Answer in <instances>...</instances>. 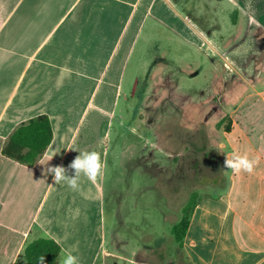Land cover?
I'll list each match as a JSON object with an SVG mask.
<instances>
[{
  "label": "crops",
  "instance_id": "1",
  "mask_svg": "<svg viewBox=\"0 0 264 264\" xmlns=\"http://www.w3.org/2000/svg\"><path fill=\"white\" fill-rule=\"evenodd\" d=\"M158 27L209 48L210 60L227 45L233 72L241 61L240 75L258 76L232 105L225 140L226 155L259 163L252 174L225 168V186L198 201L182 252L188 264H264V71L251 63L264 60V48L260 23L237 0H0V264H28L25 248L38 239L60 245L56 264L67 254L79 264H119L107 252L108 140L137 46ZM41 115L53 140L40 159L29 166L5 156L16 128ZM70 149L99 152L102 178H81L79 190L55 185L46 168H67L79 154Z\"/></svg>",
  "mask_w": 264,
  "mask_h": 264
},
{
  "label": "rangeland",
  "instance_id": "2",
  "mask_svg": "<svg viewBox=\"0 0 264 264\" xmlns=\"http://www.w3.org/2000/svg\"><path fill=\"white\" fill-rule=\"evenodd\" d=\"M237 1L260 23L256 34L264 48V0ZM226 48L218 45L210 60L209 48L181 43L160 27L149 43L138 44L108 140L106 240L117 263L188 264L171 229L191 194L200 200L225 186L231 108L258 77L240 75L248 67L241 61L240 74L233 72ZM251 63L264 71V60Z\"/></svg>",
  "mask_w": 264,
  "mask_h": 264
},
{
  "label": "trees",
  "instance_id": "3",
  "mask_svg": "<svg viewBox=\"0 0 264 264\" xmlns=\"http://www.w3.org/2000/svg\"><path fill=\"white\" fill-rule=\"evenodd\" d=\"M229 130L230 128L227 127V131ZM52 140L51 121L46 115H41L16 128L5 145L3 154L22 164L31 166L45 153ZM198 201L197 194H191L182 208L180 220L171 229L174 240L180 248H183V242ZM60 253V245L51 239L35 240L25 248L28 264H39L41 256H44V264H56Z\"/></svg>",
  "mask_w": 264,
  "mask_h": 264
},
{
  "label": "clouds",
  "instance_id": "4",
  "mask_svg": "<svg viewBox=\"0 0 264 264\" xmlns=\"http://www.w3.org/2000/svg\"><path fill=\"white\" fill-rule=\"evenodd\" d=\"M75 150L79 154L67 166L56 165L46 168V173L52 175L53 182L57 184H66L72 190H79L81 187V178H85L91 183H96L104 175L105 163L102 161L101 154L95 150ZM53 158L50 157L48 162ZM47 162V163H48ZM258 158H250L246 153L240 154L233 152L230 156L226 155L224 167L235 174H252L258 165ZM47 165V164H46ZM73 170V175H68V170ZM39 264H44V256L39 258ZM61 264H79V258L72 254H67L61 261Z\"/></svg>",
  "mask_w": 264,
  "mask_h": 264
}]
</instances>
